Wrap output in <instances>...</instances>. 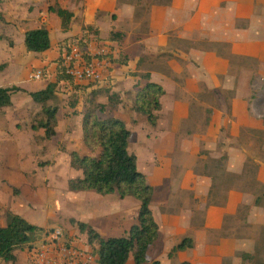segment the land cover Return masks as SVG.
I'll return each mask as SVG.
<instances>
[{
  "label": "crops",
  "instance_id": "obj_1",
  "mask_svg": "<svg viewBox=\"0 0 264 264\" xmlns=\"http://www.w3.org/2000/svg\"><path fill=\"white\" fill-rule=\"evenodd\" d=\"M54 6L73 14L65 32L48 11ZM0 16V63L9 64L0 72L2 88L14 85L6 84L9 71L17 68L15 76L31 80L27 68H43L57 58V42L94 26L102 40L120 34L112 44L126 57V64L110 65V94L122 101L148 83L162 89L156 125L135 133L127 128L129 152L153 192L158 238L148 251L150 263L264 260V114L255 112L252 98L256 85L264 87V0H0ZM41 26L48 30L50 49L26 52L25 33ZM10 107L0 111V137L6 140L1 123ZM2 165L0 182L14 187L13 171L23 165ZM78 193L92 200L82 223L100 236H124L136 223L137 200ZM10 202L0 208L30 219ZM184 239L192 247L169 255ZM28 248L15 252L16 264H30Z\"/></svg>",
  "mask_w": 264,
  "mask_h": 264
},
{
  "label": "rangeland",
  "instance_id": "obj_2",
  "mask_svg": "<svg viewBox=\"0 0 264 264\" xmlns=\"http://www.w3.org/2000/svg\"><path fill=\"white\" fill-rule=\"evenodd\" d=\"M94 29H96L94 26L83 27L81 35H73L69 42L79 41L80 46L88 49L92 55H95L101 47L113 49L112 43L94 38ZM56 48L57 52L62 55L67 51V46L65 47L62 41L57 42ZM57 58H54V60L47 59V64L43 68H27L29 72L40 70L42 73L40 80L28 81L26 78L15 76V72L19 71L17 68L8 73L10 77L6 84L18 85L25 89L12 94L14 106L7 109L4 117L5 121L1 123L3 133L4 135L7 134L8 138L6 140L0 137V143H3L1 146L7 147L0 148V165L3 164L2 166L9 167L14 163H18V165H23V168L13 171L14 187L7 184L6 180L0 182L3 183V188H9L7 192L0 188V203L4 205H6V201L9 203L12 194L13 202L11 201L8 205L14 211L16 210L22 214L26 212L34 224L41 226V233L39 234L41 238L43 233L49 232L52 228H59L63 233V243L83 248L86 236L78 231L77 223L86 220L89 214V203L92 200L88 197H81L78 192L68 190V181L81 176V172L71 168L70 154L76 152L80 156L95 158L99 155V150L96 149L91 153L84 147L82 143L81 115L88 109V111L94 112L98 119L122 118L127 128L133 133L139 129H147L150 125L144 116L135 115L131 112L135 94L126 95L122 101H120V96L117 95L115 99L108 101V98L111 97V89L107 87H109L112 80L108 78L100 84L102 86H99V84L97 86V88L104 90L93 95H89L88 92L84 91L86 85L83 83H77L79 85L76 86L77 92L70 91L69 86L60 84L55 99L48 104L58 108L55 136L46 139L43 129L33 131L31 126L36 127L38 122L44 119V114L41 107L34 104L28 93L40 90L41 85L54 81ZM32 62L33 58H31ZM0 65V72H3L6 66H9L4 61ZM15 67H18L17 64H15ZM11 68H13V65ZM14 77L17 81L13 79ZM255 83L257 82L255 81ZM256 86L257 88L253 92L254 96H252L256 100L254 110L259 114H264V87L261 85ZM114 103L118 104L114 106ZM100 107L102 108L101 111ZM131 151H133L132 148ZM0 172L6 173L5 170H0ZM113 197L118 201L116 196ZM7 212L9 211L4 207L0 208L1 222L4 221ZM30 219L25 220L30 221ZM40 242L41 239L39 238L34 245L38 246ZM261 254L263 253L261 252ZM259 263L264 264V260H259L254 264Z\"/></svg>",
  "mask_w": 264,
  "mask_h": 264
},
{
  "label": "trees",
  "instance_id": "obj_3",
  "mask_svg": "<svg viewBox=\"0 0 264 264\" xmlns=\"http://www.w3.org/2000/svg\"><path fill=\"white\" fill-rule=\"evenodd\" d=\"M48 11L61 20L62 31L65 32L69 29L73 17L71 12L57 6L49 7ZM93 32L94 38L101 40L98 30L94 29ZM70 38H65L62 41L65 47L69 45ZM120 40V34L115 32H111L105 39L110 43ZM111 46L112 50L116 51V47L113 44ZM24 47L28 53L41 54L48 51L51 47L48 30L41 26L26 32ZM63 61V55L59 53L55 65L54 81L48 82L46 87L40 91L28 93L34 104L39 105L44 114V119H41L36 127L31 126V129L33 131L43 129L46 139H50L56 134L58 108L48 104L55 99L58 87L62 84L69 86L70 91L77 92L76 86H79L71 76L66 74L65 68L62 66ZM110 61L111 64H126V57L118 51L114 57L110 55ZM88 88H92L91 85H86L84 91L86 92ZM102 90L104 89L93 88L89 95ZM20 91L22 89L15 86L0 87V111L10 107L12 94ZM162 94L163 91L159 86L146 84L135 93L132 110L144 116L149 125L155 126L157 119L155 112L160 110L159 98ZM115 96L117 95L111 94L108 101L115 99ZM117 104L114 103V106ZM81 131L84 147L91 153L98 149L99 155L94 158L71 152L70 166L81 172V176L68 181V190L70 192L93 191L101 196L115 195L119 199L131 197L139 202L136 223L130 226L124 236L104 238L91 226L82 222L77 223L78 231L86 236L84 247L93 256L95 264H126L130 258L134 264H160L159 261L150 263L148 258L149 248L158 238V225L150 209L152 188L147 184L145 176L139 172L136 156L128 149L130 131L123 121L115 118L98 119L94 112L88 111V109L82 115ZM5 219V226L0 224V259L5 264H16L15 252L22 247H29L30 250L31 244L41 233V228L30 224L18 214L10 211L5 214ZM191 247L192 241L184 239L171 250L169 255ZM180 264L190 263L182 262Z\"/></svg>",
  "mask_w": 264,
  "mask_h": 264
},
{
  "label": "built area",
  "instance_id": "obj_4",
  "mask_svg": "<svg viewBox=\"0 0 264 264\" xmlns=\"http://www.w3.org/2000/svg\"><path fill=\"white\" fill-rule=\"evenodd\" d=\"M116 52V51H115ZM114 50L101 47L95 55L80 46L79 41L71 42L64 53L62 66L66 74L76 83L91 85L92 88L102 86L109 77L110 55L114 57ZM41 71L32 72L31 80H40ZM63 233L59 228H52L42 234L38 246L31 245L28 251L30 264H94V258L86 247L78 248L62 241Z\"/></svg>",
  "mask_w": 264,
  "mask_h": 264
}]
</instances>
